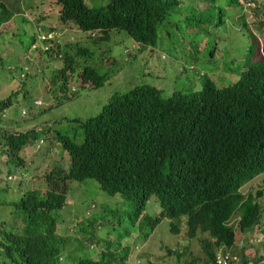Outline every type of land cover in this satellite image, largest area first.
<instances>
[{
	"label": "clouds",
	"instance_id": "9594fccd",
	"mask_svg": "<svg viewBox=\"0 0 264 264\" xmlns=\"http://www.w3.org/2000/svg\"><path fill=\"white\" fill-rule=\"evenodd\" d=\"M28 1V6L24 8L22 0H0V77L1 80L2 77L7 80V84L0 81V87L3 84L10 87L0 88V103L10 96V104L2 108L0 106V264H15L13 260L16 256L44 244L51 229L53 238L59 236L67 240L70 231L65 228L74 226L77 216L72 213L68 220L61 211L63 208L75 210L82 203L86 210L83 215L84 230H87L90 233L89 238L95 241L89 243L82 232L77 234L75 240H83L88 255L83 256L77 251H71V264H142L140 251L145 249L148 258L147 247L152 248L150 244L146 245L150 233L145 235L142 244L135 243L140 238V232L137 234L134 231L125 242H118L117 237L111 235L112 228L121 222V218L119 215L106 221L95 218L94 212H101L103 207L98 206L97 209L95 202L86 204L82 195L84 188L70 186V181L82 180L65 177L70 165H74V155H71L69 150L75 151L83 147L81 142L84 140V132L90 128V121L98 116L112 96L133 89H136V94L130 100L142 106L154 107L161 114V127L180 131L183 136L179 141L191 149H206L210 145L206 143L211 140L212 98L224 99L226 105L234 108L240 115L256 122H264V55L259 53L260 49L264 50V45H259L258 27L248 26L243 19L237 28L245 31L247 44L242 50L234 49L228 53L229 50L225 51V48H228L226 43L222 49L217 42H209L208 30L204 31L207 24L204 29L198 30L196 27L184 28L166 20L176 18L187 7H192L185 5V0L173 5L165 19L166 23L162 22L163 25H160L156 32L149 31L152 42L144 40L147 34L146 24L149 29L154 20L151 19L153 14L150 12V6H142L137 0ZM232 3H237V0ZM165 26L179 32L184 39L183 51L176 56L168 57L160 49L162 42L169 36ZM191 28H194V31H189ZM30 29H33V33L29 35L28 43L24 44L21 38L26 36ZM189 33L192 36H189ZM197 35L201 37L194 41L198 44L196 48L192 40ZM223 37L233 40L228 34ZM125 41L130 42V45H125L121 52H118L116 44ZM200 51L206 57L202 59L206 64L213 62L216 57H219V62L209 66L207 70H195L194 64H187L186 59L189 55L198 59ZM5 69L17 70V74H9ZM188 70L195 72L190 74ZM34 72L39 73L36 76ZM43 73L50 79L44 82L41 78ZM182 76L186 77L182 88L175 89L174 82ZM52 86H57L54 99L42 92ZM101 88H104L101 92L105 96L104 99L97 96L98 100H105L101 109L87 118L73 117L72 121L77 122L82 129L80 142L76 141L79 134L71 135L65 130L54 131L55 129L49 126L48 111L56 105L58 97L68 95V92L69 95L75 96L81 95V90ZM132 95L131 93L130 96ZM42 98H46L49 103L46 108L37 109L36 106L43 105ZM18 106H21V117L34 121L28 129L9 124L8 110ZM213 117L218 118V115L214 112ZM59 123L62 124L63 121ZM23 124H26V121ZM20 136L26 138L22 145H18L16 141ZM46 138L52 139L54 143L47 151L37 152ZM34 144L36 145L33 152L30 147ZM73 145L79 146L74 149ZM229 145V150L220 158L228 154L223 157L225 166L239 168L244 161V136L233 134ZM24 146L26 147L19 155ZM48 153H55L59 161L53 165L50 172L42 175L41 158ZM64 154L68 158L66 169L61 166V157ZM155 159L152 156L145 159L131 156L116 167L114 158L109 169L113 170V175H120L108 189H102L100 184L99 186L110 196L118 195L121 200L133 202L136 219L140 218V223L146 219L151 220L150 231L154 228L153 224L163 217L173 219L168 231L177 237L178 242L173 245L162 242L157 251L152 248V255L153 259H157L166 248L167 252L179 257L180 254L174 250L183 245L179 233L181 223L185 224L189 236L187 216L171 217L168 215V209L173 210V205L184 200L186 194L192 198H211L214 194V184L208 179L198 180L184 192L177 186L168 184L171 168L167 164L164 166L155 162ZM220 164L223 166L221 161ZM54 171H58L61 176L60 188L57 191L56 188L53 189L51 182L56 175ZM259 173L244 181L238 190L242 193L241 188ZM42 179L46 184L44 191H41ZM114 189L119 190L112 193ZM54 195L57 196L53 198ZM34 196V206L38 208L36 211L48 227L39 234L37 231H27L34 217L28 218L26 210ZM152 197L158 205H155L153 211L150 207L147 210L155 213V218H151L145 211L147 201ZM236 214L239 221L240 215ZM229 221L228 224H231ZM102 227L104 230L100 232ZM199 232L202 231L197 234ZM258 232L261 233V228ZM19 238L28 246L15 247L14 241ZM204 238H201L202 249ZM76 247L77 245L74 248ZM63 248L64 242L58 252H55L58 264H64L61 254ZM223 248L220 247L217 252ZM5 250L12 255L6 256ZM153 259L152 264H159Z\"/></svg>",
	"mask_w": 264,
	"mask_h": 264
},
{
	"label": "trees",
	"instance_id": "16d2710c",
	"mask_svg": "<svg viewBox=\"0 0 264 264\" xmlns=\"http://www.w3.org/2000/svg\"><path fill=\"white\" fill-rule=\"evenodd\" d=\"M142 6H150L153 14L149 29L146 24L145 42H152L150 32H156L163 25L173 5L180 0H137ZM210 6L199 7L195 4L187 7L185 11L173 19H166L175 25L184 28L196 27L204 29L209 21L219 19L223 15L225 7L215 6L218 0H208ZM235 0H227L229 5ZM179 3V2H178ZM192 44L198 46L195 42ZM252 85V82H251ZM133 94L130 96V94ZM136 94V89L122 92L112 96L93 121L90 128L84 132L82 148L73 145L75 151L69 150L74 155V165H70L67 178L83 180L95 179L102 187L108 189L112 182L120 175H113L109 167L116 159V167L122 164L128 157L143 158L152 156L155 162L171 168L169 185H175L184 192L191 185L202 179H208L214 184V194L209 199L195 198L186 194L185 199L173 205V210L168 209L171 217L187 216L188 234L196 236L198 231L205 232L207 237L202 240L203 250L206 255V263L213 264L214 256L220 247H231L235 243V230L228 221L236 213L240 215L239 229L249 232L258 225L262 206L259 197L263 196L261 190L244 195L238 190L240 185L254 174L264 170V122H256L237 113L234 108L228 107L224 99H211V140L206 149H191L182 144L179 139L183 136L178 130L161 127V114L154 107L142 106L133 103L130 99ZM10 104V96L0 103L1 108ZM218 118L213 117V113ZM233 134H242L245 138L243 150L244 161L239 168L225 166L221 155L229 150V139ZM18 145L26 142V138H16ZM80 144V145H81ZM222 162L223 167L220 164ZM119 162V163H118ZM120 171V170H116ZM55 177L51 181L53 189L60 188V173L54 171ZM114 189L112 191H118ZM55 191V192H56ZM4 192V190H3ZM52 195L53 193L50 192ZM57 195H54L55 198ZM36 197L30 199L26 210L28 218H33L28 232L48 229L46 223L41 220L34 206ZM42 204V203H41ZM237 210V211H236ZM236 211V212H235ZM47 227V228H46ZM82 234L90 235L87 230ZM50 230L48 239L44 244L37 245L36 249L29 250L25 254L18 255L13 260L15 264H58L55 257L61 244L67 240L59 236L52 237ZM213 239V240H212ZM14 246L23 248L28 244L22 239L14 241ZM6 256H11L8 250ZM249 258L241 252L240 263L249 264ZM253 264H264V255L255 259Z\"/></svg>",
	"mask_w": 264,
	"mask_h": 264
},
{
	"label": "rangeland",
	"instance_id": "374dc122",
	"mask_svg": "<svg viewBox=\"0 0 264 264\" xmlns=\"http://www.w3.org/2000/svg\"><path fill=\"white\" fill-rule=\"evenodd\" d=\"M249 1V2H247ZM28 0H22V5L24 8L28 6ZM185 5L194 6L197 4L199 7L210 6L208 0H185ZM227 0H218L215 3V6L218 7H225V11H223V15L219 17V19H214L207 23V26L204 31L208 30L207 38L210 43L218 45L224 49L225 44H227L228 48H225V51L231 53L232 50L238 49L242 50L247 44V38L245 36V31H240L237 26L240 25V22L244 19V22L250 27H258L259 30V37L258 42L260 47L264 45V0H237V3H232L226 5ZM249 4V5H248ZM254 4V5H252ZM239 12V13H238ZM242 15V17H240ZM236 16V17H235ZM262 23V24H259ZM194 28H191L189 31H194ZM245 29V26H244ZM165 30L169 33V36L162 42L160 49L164 51L168 57L176 56L177 54L183 51L184 47V39L180 35L179 32L172 30L169 26H165ZM33 33V29H30L26 36L21 38L24 44H27L30 40V36ZM224 34L230 35L233 40H227ZM192 36L191 33L188 34ZM201 36H195V39H200ZM223 37V39H222ZM125 45H130V42H119L116 44V48L118 52H121ZM217 52V49H216ZM259 53L264 55V50H259ZM202 59H206L203 56L202 52H198V59L193 56L189 55L186 59L187 64H194L195 70L196 69H209V66L214 65L216 62H219V57H216L213 62L210 64H206ZM239 62L236 63L238 65ZM8 70L9 74H17V70L12 69H5ZM195 70H188V73L192 74ZM238 71V70H237ZM39 72H34V75L37 76ZM74 75V74H73ZM44 82L50 79L47 74L43 73L41 77ZM3 80V81H2ZM0 77L1 82H6L7 80L5 77ZM186 77L182 76L179 78L178 81L174 82L175 89H181ZM1 89L5 88L8 89L7 85L3 84ZM104 88L97 89V90H81V95L71 96L67 94H63L61 97L56 99V105L48 111V119L49 126L52 129L56 130H65L70 132L71 135L77 133L79 134L77 142L82 140V129L77 122H73V117L80 116L82 118H87L91 115H94L98 112L102 105L105 103V100H98L97 96L99 95L102 99L105 98L103 91ZM57 86H52L49 90L42 91L45 92L50 99H54V95L56 94ZM7 92V91H6ZM34 97V96H33ZM43 105L36 106L37 109L46 108L49 101L46 98H42ZM103 102V103H102ZM102 103V104H101ZM101 106L99 107V105ZM21 106H18L16 109L8 110V120L9 124L15 127L23 126L24 128L31 127L34 124V121H27L25 117H21L20 109ZM86 108V110H85ZM27 116L29 114H26ZM26 121V124L23 122ZM63 121L62 124L59 122ZM28 129V128H27ZM53 140L46 138L45 143L40 145V149L37 152H45L47 151L51 145L53 144ZM38 144V142L36 143ZM30 147L31 151L34 152L35 145ZM24 146L20 154H22ZM58 156L55 153H48V155L41 158V162L43 164L42 167V175L45 172H50L53 169V165H55L59 160ZM61 166L64 169L68 166V158L64 154L61 157ZM70 186L74 187H82L84 190L82 191V195L85 197V203L89 204L91 202H95L98 206H102L103 210L99 212L98 210L94 212V217L99 218L102 221H106L111 219L115 215H119L121 218V222L117 224L111 230V235L117 237V241H128L130 236L135 231L137 234L140 232V238L135 242L142 244L145 235L150 233L147 240L146 245L150 244L152 248L157 251L159 246L162 242L168 243L169 245H173L177 243V237L172 236L169 231L168 227H170V222L173 220L169 217H163L161 220H158L153 224L154 228L150 231L151 227V220L146 219L142 223H140V218L136 219L135 212L136 208L133 205V202L129 200H121L118 195L110 196L104 190L101 189L99 183L93 178H86L82 181H70ZM27 185V184H26ZM24 186V188L26 187ZM45 182L42 179L41 183V191L45 190ZM23 188V189H24ZM257 190H261L263 192V196L259 197L258 202L262 206V214L259 220L258 225H256L253 230L249 232H242L239 229V221L238 215H234L233 218L229 221V223L233 224L235 230V243L233 247L229 250L233 254H236L238 258L241 256V252L249 258V264H253L255 259L259 258L260 256L264 255V234H262V230L264 229V172L259 173L255 177H253L250 182H247L242 188L241 191L244 195L249 192L255 193ZM155 205H158L157 201L152 197L147 201L146 204V212L150 215L151 218H155L156 215L152 211L155 210ZM150 207L152 211L147 210ZM85 205H78L75 210H69L63 208L61 214L65 216L68 220L72 217V213L77 216V222L69 228H65L66 231H70L68 234V239L64 242L65 248L62 249V256L64 257V264H71L73 263L72 253L71 251H77L79 255H88V250L83 240H75L77 234H80L84 231V218L83 215L85 213ZM261 228V233L258 232V229ZM104 227L100 229V232H103ZM181 239L183 245L179 247V249H175V252L180 254L179 257H176L175 254L167 252L166 248L162 251V256L153 259L152 255V248L147 247L148 258L145 253V249L141 250L139 253V257L142 261V264H152L151 260H155L159 264H207L206 263V255L204 250L201 246V238L207 237L205 233L199 232L195 237H189L186 233V226L184 223H181V230H180ZM256 234V235H254ZM254 235V237H253ZM90 235H85V238L88 242L95 241L89 238ZM101 245L100 242H98ZM77 245L76 248H74ZM64 247V246H62ZM96 249V247H95ZM225 249V248H223Z\"/></svg>",
	"mask_w": 264,
	"mask_h": 264
},
{
	"label": "built area",
	"instance_id": "2783aa9c",
	"mask_svg": "<svg viewBox=\"0 0 264 264\" xmlns=\"http://www.w3.org/2000/svg\"><path fill=\"white\" fill-rule=\"evenodd\" d=\"M262 234H264V229ZM231 248L221 249V251L217 252L214 257V264H241L240 258L229 251Z\"/></svg>",
	"mask_w": 264,
	"mask_h": 264
}]
</instances>
